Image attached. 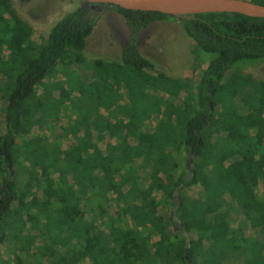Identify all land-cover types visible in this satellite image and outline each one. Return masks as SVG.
Masks as SVG:
<instances>
[{
    "label": "trees",
    "instance_id": "16d2710c",
    "mask_svg": "<svg viewBox=\"0 0 264 264\" xmlns=\"http://www.w3.org/2000/svg\"><path fill=\"white\" fill-rule=\"evenodd\" d=\"M98 7L116 61L83 55ZM162 20L195 81L141 50ZM240 61L264 64V18L81 1L35 38L0 0V264H264V75Z\"/></svg>",
    "mask_w": 264,
    "mask_h": 264
},
{
    "label": "rangeland",
    "instance_id": "374dc122",
    "mask_svg": "<svg viewBox=\"0 0 264 264\" xmlns=\"http://www.w3.org/2000/svg\"><path fill=\"white\" fill-rule=\"evenodd\" d=\"M12 1L17 14L32 28L35 38H45L50 27L60 16L76 9L81 4V0ZM93 11L98 14V19L92 34L86 39L83 55L88 60L116 61L120 39L113 27L111 19L113 12L101 7ZM140 44L145 54L155 60L157 58L160 63L158 66L163 68L168 76L192 77L195 81V73L204 67V64L197 60L191 52L192 45L184 37L180 24L176 20L153 22L144 32ZM239 70L251 76L252 79L260 80L264 75V64L240 61L228 68L226 74ZM76 72L83 78L85 77L83 71L76 70ZM260 239L263 240L262 237Z\"/></svg>",
    "mask_w": 264,
    "mask_h": 264
},
{
    "label": "water",
    "instance_id": "95a60500",
    "mask_svg": "<svg viewBox=\"0 0 264 264\" xmlns=\"http://www.w3.org/2000/svg\"><path fill=\"white\" fill-rule=\"evenodd\" d=\"M82 4L116 5L134 11L160 12L173 17L208 12H234L250 17L264 18V5L250 0H81ZM174 203L179 204L174 192Z\"/></svg>",
    "mask_w": 264,
    "mask_h": 264
},
{
    "label": "flooded vegetation",
    "instance_id": "af4514ba",
    "mask_svg": "<svg viewBox=\"0 0 264 264\" xmlns=\"http://www.w3.org/2000/svg\"><path fill=\"white\" fill-rule=\"evenodd\" d=\"M101 8H102V7H101ZM111 19H112L113 22H116V25L113 24V25L115 26L116 31H119L118 28H120L119 26H121V24H120V23H121V19H120L119 15H117V14L114 13L113 16L111 17ZM151 24H152V23H151ZM151 24H149L148 27H149ZM148 27H147V28H148ZM146 30H147V29H146ZM146 30H145V31H146ZM145 31H144V32H145ZM142 36H143V35H142ZM142 36H140V41L142 40Z\"/></svg>",
    "mask_w": 264,
    "mask_h": 264
}]
</instances>
